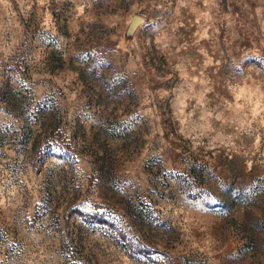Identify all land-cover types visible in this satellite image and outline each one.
Listing matches in <instances>:
<instances>
[{
	"label": "rangeland",
	"instance_id": "374dc122",
	"mask_svg": "<svg viewBox=\"0 0 264 264\" xmlns=\"http://www.w3.org/2000/svg\"><path fill=\"white\" fill-rule=\"evenodd\" d=\"M0 264H264V0H0Z\"/></svg>",
	"mask_w": 264,
	"mask_h": 264
},
{
	"label": "water",
	"instance_id": "95a60500",
	"mask_svg": "<svg viewBox=\"0 0 264 264\" xmlns=\"http://www.w3.org/2000/svg\"><path fill=\"white\" fill-rule=\"evenodd\" d=\"M144 22V18L140 15H133L130 21L131 27H136L137 25Z\"/></svg>",
	"mask_w": 264,
	"mask_h": 264
}]
</instances>
